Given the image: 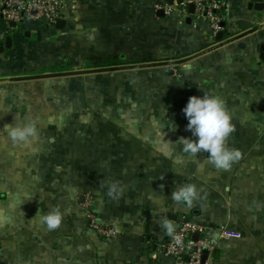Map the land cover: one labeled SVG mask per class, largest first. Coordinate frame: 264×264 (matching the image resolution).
<instances>
[{
  "label": "crops",
  "instance_id": "obj_1",
  "mask_svg": "<svg viewBox=\"0 0 264 264\" xmlns=\"http://www.w3.org/2000/svg\"><path fill=\"white\" fill-rule=\"evenodd\" d=\"M169 3L63 0L55 24L0 30V264H174L154 255L179 214L217 241L208 264H264V0H229L219 38ZM203 92L231 111L242 155L228 170L178 141L195 139L182 109ZM27 122L35 138L13 143L5 126ZM186 183L190 206L171 199ZM57 206L49 231L39 217ZM89 212L116 234L100 238Z\"/></svg>",
  "mask_w": 264,
  "mask_h": 264
},
{
  "label": "built area",
  "instance_id": "obj_2",
  "mask_svg": "<svg viewBox=\"0 0 264 264\" xmlns=\"http://www.w3.org/2000/svg\"><path fill=\"white\" fill-rule=\"evenodd\" d=\"M174 2V3H172ZM229 0H171L164 5V14L171 16L178 13L182 18L187 15L188 6L192 5L191 17L203 21L213 34L223 30L220 12L228 7ZM63 0H0V30L11 32L19 28L28 19L55 24L61 19ZM11 24H14L12 26ZM87 224L102 239L116 234L112 224L99 223L92 213L87 214ZM205 227L198 223L181 221L178 227H172L165 233V238L155 248L156 258H169L174 264H208L216 249V240L205 235ZM196 235V237H194ZM239 236L238 233L222 229L220 237ZM206 252L205 259L202 258Z\"/></svg>",
  "mask_w": 264,
  "mask_h": 264
},
{
  "label": "clouds",
  "instance_id": "obj_3",
  "mask_svg": "<svg viewBox=\"0 0 264 264\" xmlns=\"http://www.w3.org/2000/svg\"><path fill=\"white\" fill-rule=\"evenodd\" d=\"M182 111L187 119L186 129L195 137L192 139L182 136L178 139L183 153L196 156L198 152H206L208 162L215 168L223 170L230 169L232 164L241 158V151L229 147L226 143V138L235 130V125L232 122L231 111L222 96L208 92H203L202 95H191ZM5 127L13 143H27L29 138L36 136L37 130L33 122L9 123ZM176 162L179 163V159ZM123 191L124 186L120 181L108 182L109 197L118 199ZM198 195L196 185L186 183L172 191L171 199L176 203L190 206ZM63 216L64 212L57 206L40 215L39 223L52 231L60 227ZM165 227L168 231L172 229L171 225H165Z\"/></svg>",
  "mask_w": 264,
  "mask_h": 264
},
{
  "label": "water",
  "instance_id": "obj_4",
  "mask_svg": "<svg viewBox=\"0 0 264 264\" xmlns=\"http://www.w3.org/2000/svg\"><path fill=\"white\" fill-rule=\"evenodd\" d=\"M189 12H190V13L193 12V7H192V5L189 6ZM190 21H191V16H187L186 19H185V22H186V23H190ZM11 25L14 26V24H11ZM25 33H26L27 36L30 34L29 32H25ZM217 37H218V38L221 37V33H218ZM10 43H11V36L7 35V36L5 37V46H6V47H9V46H10ZM175 219H176V223H175V225H174L175 227H178V226H179V223H180L181 221H189V222H192V223H198V224H201V223H199L198 221L189 218L188 216H183V214H179ZM201 225H205V224L202 223ZM194 237H196V235H195ZM205 257H206V252L203 253L202 258L205 259Z\"/></svg>",
  "mask_w": 264,
  "mask_h": 264
},
{
  "label": "trees",
  "instance_id": "obj_5",
  "mask_svg": "<svg viewBox=\"0 0 264 264\" xmlns=\"http://www.w3.org/2000/svg\"><path fill=\"white\" fill-rule=\"evenodd\" d=\"M62 24H56V27L57 28H61L62 26H61ZM37 76H41L40 74H37V75H30V76H28L27 77V79H32V78H35V77H37Z\"/></svg>",
  "mask_w": 264,
  "mask_h": 264
},
{
  "label": "rangeland",
  "instance_id": "obj_6",
  "mask_svg": "<svg viewBox=\"0 0 264 264\" xmlns=\"http://www.w3.org/2000/svg\"><path fill=\"white\" fill-rule=\"evenodd\" d=\"M61 20V19H60Z\"/></svg>",
  "mask_w": 264,
  "mask_h": 264
}]
</instances>
